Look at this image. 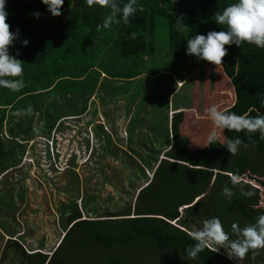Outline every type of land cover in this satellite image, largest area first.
<instances>
[{
	"label": "trees",
	"instance_id": "obj_1",
	"mask_svg": "<svg viewBox=\"0 0 264 264\" xmlns=\"http://www.w3.org/2000/svg\"><path fill=\"white\" fill-rule=\"evenodd\" d=\"M117 2L122 6L127 0ZM234 2L235 0H136L141 10L130 18L129 24L113 21L110 25L112 33L115 31L118 39V58L123 61V65L120 67L113 62L108 64L101 57L98 60L101 66L87 64L81 71L69 75L61 70H49L46 58L60 39H68L73 32L84 44L91 45V35L107 30L109 25L105 27L103 22L110 10L97 5L89 8L84 0H64L61 14L53 17L40 0H5V9L9 13L5 22L9 25V31L19 30L18 37L9 46V54L21 60L22 76L31 72L32 66H35L33 71L42 68L41 72L46 76L50 71L53 75H49V79L46 77L49 84H41L39 89L25 91L12 98H6L0 93V174L17 168L27 144L34 142L37 136L43 135L49 140L52 129L65 128L67 119L80 120L86 114V104L91 102V98L96 94L102 96L100 88L107 76L114 82H118V79L132 82L138 74L132 77L131 74L126 75L128 60L130 62L135 56L150 57L156 53L158 41L155 30L158 20H164L167 24V48L175 55L176 60H183L191 65L210 64L185 55L187 39L197 34L223 30L215 24L214 14ZM33 13H39V18H35ZM177 19L182 23L179 26ZM22 40L28 41L26 46L21 44ZM225 48L226 55L219 65L223 73L216 74L212 70L206 76V80L216 77L219 83H231L235 98L233 104L224 111L237 115L246 114L248 118L264 115V106L259 102L264 99V48L248 43H242L240 47L225 45ZM92 51L89 52L90 55H93ZM56 87L57 93L53 94ZM70 94L74 96L73 99ZM166 96L168 98V93ZM123 97L128 101L131 99ZM118 99L126 101L124 98ZM118 99L111 101L116 102ZM183 101L181 98L177 100L181 103ZM62 107H66L67 113H60ZM29 108L31 111H26ZM187 116L188 113L186 115L183 111H177L172 114L170 124L166 126L160 121H153L148 130L146 124L136 127L138 131L134 133L132 129H128L126 141L129 148L134 142L138 143V137L141 147L148 145L141 161L152 170L148 180L143 163L139 164L138 178L145 181V184L138 189L133 206L128 205L116 212L107 211L97 218L82 219L77 198L86 211L95 214L98 209L96 205L90 206L91 195L73 194L67 203L59 207L64 233L51 254L31 250L26 252L21 243L23 236L10 234L9 236L16 238L9 239L3 246V262L264 264V248L249 250L242 261L227 259L223 248L218 252L205 248L197 258H188L185 249L195 243L189 233L200 230L205 220L218 217L229 239L236 240L238 233L232 229L234 223L243 228L255 224L264 216V213L253 209L259 205L262 191L240 178L249 175L254 183L264 185V139L260 138L259 132L246 134L244 131L237 133L223 130L222 141L217 139L216 143L205 147L206 144L203 145L194 138V143L189 145V138L180 133V125ZM130 122L132 123L129 121L128 124ZM131 125L133 128V124ZM161 127H164L166 133H155L154 129ZM102 128V123H97L93 132L100 140V150L111 155L114 152L112 147L119 145ZM33 129L38 131L34 132ZM168 129L170 133H167ZM190 134L199 136V133ZM225 137H238L241 140L235 155L229 154L224 148ZM154 141L165 149L160 159H157L160 149L156 150ZM141 147L138 146V149ZM232 175L240 179L235 185L231 182ZM2 176L0 205L5 198L13 202V184L1 183ZM74 178L78 180L75 176ZM224 187L231 189L230 199L221 195ZM75 190H79L77 185ZM86 190L84 189L85 192ZM242 192L251 195H242ZM234 200H240L243 206L230 207ZM244 207L253 209L247 217L243 212ZM12 208L13 205L10 209ZM28 248L32 249L30 245Z\"/></svg>",
	"mask_w": 264,
	"mask_h": 264
},
{
	"label": "rangeland",
	"instance_id": "obj_2",
	"mask_svg": "<svg viewBox=\"0 0 264 264\" xmlns=\"http://www.w3.org/2000/svg\"><path fill=\"white\" fill-rule=\"evenodd\" d=\"M110 25L111 23L107 30L100 31L95 34L96 36L91 35V45L84 44L81 38L75 36V32L68 39H60L49 57L46 58L48 69L61 70L65 74L74 75L82 68L87 67V64L95 63L101 66L98 61L101 57L108 64L113 62L121 67L123 61L121 62L118 58V39L115 31L112 33L113 28ZM78 33H81V26ZM155 38L158 41L156 53L148 60L147 57L139 55L132 58L130 62L128 60L129 69L126 75L131 74L130 77H132V75L138 74L132 82L128 83L121 79L114 82L111 77L107 76L100 88L103 99L100 102L97 99L92 101V106L88 107L90 112L85 117L87 120H67L65 128H62L60 133H50L49 140L43 135L37 136L34 142L30 141L27 144L26 151L17 168L8 169V172L4 171L0 174V177L3 175L1 183L13 184L11 196L13 202L11 199L5 198L6 200L4 199L0 205V264H18L16 261L4 263L1 258L5 243L9 239L15 240L16 238L9 236L10 234L23 236L21 243L26 252L31 250V252L39 251L51 254L64 233L59 207L67 203L73 194L74 196L80 194L82 196L86 193L91 195L90 206L96 205L98 209L95 214L86 211L82 207L80 199L77 198L82 219L97 218L107 211L116 212L128 205L132 204L133 206L138 189L145 184V181L138 178V166L143 163L141 158L145 156V151L147 152L149 148L148 145L141 147L140 137H138V143L134 142L129 148L128 142L125 144L127 133H122L125 123L108 122L106 128L110 133L107 134L119 145V147H112L114 152L110 155L109 152L106 154L100 150V140L98 137H94L91 132L97 123L103 125L105 119H126L125 113L121 115L122 111L131 113L128 119L132 121L131 124L138 122V126H143L145 120L138 117V110L149 105L154 106L157 100L162 99V85L164 83L163 87L167 86L166 74L168 72L165 70H180L181 61L176 60L175 55L167 48L168 27L164 20L157 21ZM70 50L72 51L69 52ZM91 50H93V55L89 54ZM34 69L35 66H32V71L22 76L24 87L19 91L0 87V93L4 94L6 98H12L16 94L32 91L34 88L39 89L41 84L48 83L45 78L49 79L48 76L53 75L50 71L46 76L41 72L42 68L33 71ZM158 70L160 71L158 72ZM137 84L138 89H136ZM158 87L161 90H158ZM57 89L56 87L53 94L57 93ZM186 91V88H183L174 97L176 103L178 98L184 101L189 99ZM69 96L72 97L71 99L74 98L72 94ZM123 96L132 100L128 101ZM118 98H124L126 101H121ZM111 99L118 100L111 104ZM184 105L188 106V104ZM166 107L167 102L164 103L162 110H165ZM62 113H67L66 107H62ZM149 128V124H147V130ZM216 134L217 139L222 141L223 133ZM184 135L189 138V145L194 143V138H197L203 145L206 144L207 137L202 141L200 136L190 133H184ZM29 145L31 146L29 147ZM153 145L156 150L160 149L157 156V159H160L165 149L160 148L157 141H154ZM138 146L141 148L138 149ZM142 166L149 180L152 170L147 168L144 163ZM74 176L78 180H75ZM240 178L250 182L254 187H259L258 191H262L259 205L253 209L264 213V185L260 182L254 183L249 175ZM76 185L79 189L77 191L75 190ZM84 189H87L86 192ZM12 205L13 208L10 209ZM236 206H243V203L240 200L230 203V207ZM253 209L244 207V215L250 214ZM29 245L32 249L28 248Z\"/></svg>",
	"mask_w": 264,
	"mask_h": 264
},
{
	"label": "clouds",
	"instance_id": "obj_3",
	"mask_svg": "<svg viewBox=\"0 0 264 264\" xmlns=\"http://www.w3.org/2000/svg\"><path fill=\"white\" fill-rule=\"evenodd\" d=\"M40 2L46 6L51 16L57 17L61 14L60 9L64 0H40ZM84 3L89 8L97 5L110 10L103 22L105 27L113 21L129 24L130 18L141 10L136 0H127L122 6L117 0H84ZM8 15L5 0H0V87L19 91L24 87L21 60L9 54V46L18 37L19 30L9 31V25L5 22ZM32 15L39 18V13ZM214 16L215 24L223 30L209 31L187 39L185 55H191L197 60L217 66L221 65L222 57L226 55L225 45L240 47L242 43H248L257 48H264V0H235L234 3L216 12ZM177 21L178 26L182 24L179 19ZM27 43V40L21 41L24 46ZM259 102L264 106V99ZM26 111H31V109ZM206 111L216 129L231 130L237 133L244 131L246 134L259 132L260 138L264 139V115L248 118L246 114L237 115L233 112L219 111L216 105H212ZM33 131L37 132L38 129H33ZM216 142L217 134L212 131L207 136L205 147ZM241 143L238 137L234 139L225 137L224 148L229 154L235 155ZM231 182L233 185L238 183V177L232 175ZM241 194L251 195V193L243 192ZM221 195L230 199L232 191L224 187ZM232 229L238 233L236 240L229 239L218 217L205 220L200 230L189 233L195 243L185 249L188 258H197L205 248H209L211 252H218L223 248L227 259L242 261L249 250L264 248V216L260 217L255 224L243 228H239L234 223Z\"/></svg>",
	"mask_w": 264,
	"mask_h": 264
},
{
	"label": "crops",
	"instance_id": "obj_4",
	"mask_svg": "<svg viewBox=\"0 0 264 264\" xmlns=\"http://www.w3.org/2000/svg\"><path fill=\"white\" fill-rule=\"evenodd\" d=\"M145 57L146 56H142ZM151 57V56H150ZM147 57V60L150 58ZM168 69V68H167ZM221 74L222 69L219 65H212V64H194L191 65L188 62L181 61L180 63V70L178 71H168L166 74V85L162 89L158 88V90H161L163 92V96L161 100H157L154 103V106L149 105L145 108H140L138 110V117L141 120H145L144 124H150L153 121H160L165 126L167 124H170L169 121L171 120L172 114L177 111H183L186 115L188 113L187 117H184L182 124L180 125V133H199L198 135L201 137V140L203 141L206 139V137L209 135L210 132L215 131L216 133H223V130L216 129L213 125L212 121L210 120L207 109L211 107L212 105H216L217 109L219 111H224L225 109L229 108L234 101L235 94L233 91V88L231 86V83L227 82L219 83L216 80V77L210 78L206 80V76L210 75L212 73ZM160 70H158L159 72ZM192 84V86H191ZM194 84V85H193ZM187 85V87H186ZM192 87V88H191ZM183 88H186L187 96L189 97L188 101L177 102L174 100V97L183 90ZM191 90V92H190ZM168 93V98H167ZM98 100L99 102L102 101L103 97L99 96L98 94L95 95V97L91 98V102H88L86 104V114L82 116L81 119L83 121L87 120L85 118L90 110L88 109L89 105L92 106L93 100ZM179 100V98L177 99ZM114 101H111V104ZM167 102V107L165 110H162V107L164 103ZM178 104V105H177ZM188 104V106L184 105ZM183 105V106H181ZM179 107V108H176ZM62 112V109H60V113ZM125 113L126 119L124 120H116L114 118H109L103 122V131L105 133H110V131L106 128V123L108 122H122L125 123L124 130L122 133H127L129 130L132 129V132L138 131L136 127H138V122L133 124V128L131 125V122L128 124L130 112H121V115ZM189 120H187V119ZM208 119V120H202V119ZM68 120V119H67ZM66 120V121H67ZM74 121V120H72ZM62 129H52L50 133H60ZM155 133H161L160 135H163L165 132L164 127L156 128L154 129ZM170 129H168L167 133H170ZM93 135L94 132L92 130ZM95 137V135H94ZM125 144H127V141L125 140ZM163 154V153H162ZM162 157V155H161Z\"/></svg>",
	"mask_w": 264,
	"mask_h": 264
},
{
	"label": "water",
	"instance_id": "obj_5",
	"mask_svg": "<svg viewBox=\"0 0 264 264\" xmlns=\"http://www.w3.org/2000/svg\"><path fill=\"white\" fill-rule=\"evenodd\" d=\"M160 217V216H159Z\"/></svg>",
	"mask_w": 264,
	"mask_h": 264
}]
</instances>
